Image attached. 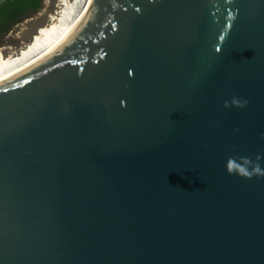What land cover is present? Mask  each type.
I'll use <instances>...</instances> for the list:
<instances>
[{
	"label": "water",
	"instance_id": "obj_1",
	"mask_svg": "<svg viewBox=\"0 0 264 264\" xmlns=\"http://www.w3.org/2000/svg\"><path fill=\"white\" fill-rule=\"evenodd\" d=\"M109 1L0 82V264H264V0Z\"/></svg>",
	"mask_w": 264,
	"mask_h": 264
},
{
	"label": "bare ground",
	"instance_id": "obj_2",
	"mask_svg": "<svg viewBox=\"0 0 264 264\" xmlns=\"http://www.w3.org/2000/svg\"><path fill=\"white\" fill-rule=\"evenodd\" d=\"M44 5L13 38L15 46L0 48V82L47 56L70 35L106 22L110 11L109 0H48Z\"/></svg>",
	"mask_w": 264,
	"mask_h": 264
},
{
	"label": "trees",
	"instance_id": "obj_3",
	"mask_svg": "<svg viewBox=\"0 0 264 264\" xmlns=\"http://www.w3.org/2000/svg\"><path fill=\"white\" fill-rule=\"evenodd\" d=\"M42 7V0H0V34L7 33L11 24L24 21L27 10L39 11Z\"/></svg>",
	"mask_w": 264,
	"mask_h": 264
},
{
	"label": "clouds",
	"instance_id": "obj_4",
	"mask_svg": "<svg viewBox=\"0 0 264 264\" xmlns=\"http://www.w3.org/2000/svg\"><path fill=\"white\" fill-rule=\"evenodd\" d=\"M232 104L238 106V107H245L248 104L247 100H238L236 98H233ZM230 104L229 102H225V107H229ZM236 157H229L228 161L229 163H227L226 168L229 174H234V175H238V176H246V177H251L253 174H259L260 176H264V169L261 168V166L256 163L251 169H249L246 166H242L238 163H236ZM241 160L244 161L245 165H247L251 158L249 157H241Z\"/></svg>",
	"mask_w": 264,
	"mask_h": 264
},
{
	"label": "rangeland",
	"instance_id": "obj_5",
	"mask_svg": "<svg viewBox=\"0 0 264 264\" xmlns=\"http://www.w3.org/2000/svg\"><path fill=\"white\" fill-rule=\"evenodd\" d=\"M47 1L48 0H42L43 7L37 13L29 15L22 23H20L17 26L13 27L3 38H1L0 39V48L10 47L12 45L15 46V43L12 41L13 38L16 36V34H18L21 31V29L23 28L25 23L28 24L29 22H32V20L37 18V16L40 13V11L47 7V6L44 5L45 2H47ZM12 35H13V37H12Z\"/></svg>",
	"mask_w": 264,
	"mask_h": 264
},
{
	"label": "flooded vegetation",
	"instance_id": "obj_6",
	"mask_svg": "<svg viewBox=\"0 0 264 264\" xmlns=\"http://www.w3.org/2000/svg\"><path fill=\"white\" fill-rule=\"evenodd\" d=\"M37 12H38V11L27 10V11H26V14L29 16V15H31V14H35V13H37ZM24 20H25V19H24ZM22 22H23V21H22ZM22 22H20V23H22ZM20 23H17V24H11V25H10V29H9V31H10L13 27L17 26V25L20 24ZM9 31H8V32H9ZM8 32H7V33H8ZM7 33H5V34H4V33H1V34H0V39L3 38Z\"/></svg>",
	"mask_w": 264,
	"mask_h": 264
}]
</instances>
